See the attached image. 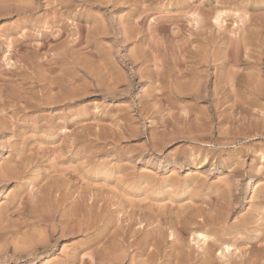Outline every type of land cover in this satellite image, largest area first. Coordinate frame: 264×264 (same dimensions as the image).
Instances as JSON below:
<instances>
[{
  "label": "rangeland",
  "instance_id": "374dc122",
  "mask_svg": "<svg viewBox=\"0 0 264 264\" xmlns=\"http://www.w3.org/2000/svg\"><path fill=\"white\" fill-rule=\"evenodd\" d=\"M212 263L264 264V0H0V264Z\"/></svg>",
  "mask_w": 264,
  "mask_h": 264
},
{
  "label": "bare ground",
  "instance_id": "6f19581e",
  "mask_svg": "<svg viewBox=\"0 0 264 264\" xmlns=\"http://www.w3.org/2000/svg\"><path fill=\"white\" fill-rule=\"evenodd\" d=\"M125 36H126V35H125ZM193 90H194V89H193ZM2 172H3V171H2ZM52 217H53V216H52ZM44 220H46V219L44 218ZM56 222H57V221H56ZM51 223H52V222H51ZM199 223H200V222H199ZM48 226H49V225H48ZM50 227H52V226H50ZM64 227H65V226H64ZM85 227H86V226H85ZM44 229H45V228H44ZM54 229H55V228H54ZM68 229H69V228H68ZM71 230H72V229H71ZM55 231H56V230H55ZM62 231H67V230H62ZM62 233H63V232H62ZM43 234H44V233H43ZM52 235H53V234H52ZM200 235H202V234H200ZM43 236H44V235H43ZM40 238H41V237H40ZM206 238H208V237H206ZM206 238H205V239H206ZM42 239L44 240L45 238H42ZM42 239H41V240H42ZM46 239H47V238H46ZM208 239H209V238H208ZM206 240H207V239H206ZM36 241H37V240H36ZM38 241H39V240H38ZM47 241H48V240H47ZM43 242H45V241H43ZM48 243H49V242H48ZM219 243H220V242H219ZM37 244H38V243H37ZM44 244H45V243H44ZM42 245H43V244H42ZM222 245H223V244H222ZM227 245H228V244H227ZM28 246H29V245H28ZM224 247H225V246H224ZM45 248H46V247H45ZM42 249H44V248H42ZM222 249H223V247L220 249V251H222ZM225 249L229 251L230 248H229V246H226ZM208 250H209V249H208ZM228 251H225V252H228ZM156 252H157V251H156ZM44 253H45V252H44ZM220 253H221V252H220ZM206 254H207V253H206ZM222 254H223V253H222ZM225 255H226V254H225ZM32 256H34V255H32ZM208 256H209V255H208ZM221 256H224V255H221ZM121 257H122V256H121ZM187 257H188V256H187ZM226 257H227V256H226ZM104 258H105V257H104ZM209 258H210V257H209ZM209 258H208V259H209ZM211 258H212V257H211ZM211 258H210L211 261H214V260H215V259H213V258H212V259H213V260H212ZM90 259H91V258H90ZM222 259H223V258H222ZM210 260H209V262H210ZM76 261H77V260H76ZM83 261H84V260H83ZM216 261H217V259H216ZM133 262H134V261H133ZM213 263H215V262H213ZM213 263H212V264H213Z\"/></svg>",
  "mask_w": 264,
  "mask_h": 264
}]
</instances>
